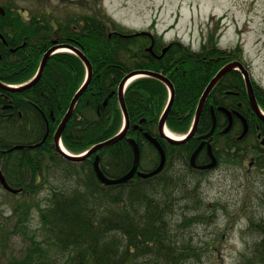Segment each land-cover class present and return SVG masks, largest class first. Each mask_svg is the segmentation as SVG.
<instances>
[{
  "label": "trees",
  "instance_id": "trees-1",
  "mask_svg": "<svg viewBox=\"0 0 264 264\" xmlns=\"http://www.w3.org/2000/svg\"><path fill=\"white\" fill-rule=\"evenodd\" d=\"M11 5L15 6L14 1ZM23 14L18 9L7 12L6 16L0 14V33L6 41L0 38V82L11 86L31 82L44 55L56 44L79 48L92 63L89 86L80 96L62 134L64 147L75 155L120 134L125 117L118 90L122 80L133 71L155 70L171 80L175 96L166 124L180 135L190 132L200 98L220 68L239 61L251 69L241 45L221 48L215 30L209 33L208 43L201 50L195 51L178 40L157 59L147 49L150 38L115 33L116 30L132 32L119 29L105 15L82 14L60 19L43 10L30 13L29 18H23ZM153 51L161 54V45H156ZM86 73L81 57L59 52L49 58L42 76L32 86L19 90L0 86V172L18 190L7 193L25 198L16 202L15 211L21 237L26 244L29 240L33 244L27 247L28 253L22 259L18 260L12 253L9 261L12 264H184L188 258L198 257V249L183 234L192 224L210 221L212 214L200 210L201 197L195 189L184 190L182 199L193 201L186 203V211L178 220L174 218L178 215L177 207H171L168 199L179 192L184 180L185 173L176 169L177 162L194 171L189 166L190 157L202 142L204 132L211 128L210 104L215 101L211 98L206 101L195 134L174 143L159 130L169 102L167 85L151 77L132 81L125 92L126 136L98 151L100 167L111 178L128 173L134 164L130 143L134 139L141 152V170L156 169L161 157L145 133L159 141L167 163L152 177L144 179L135 175L127 183L106 185L94 169L97 154L72 161L54 142V135L82 88ZM253 87L264 111V88L254 81ZM220 93L223 97L215 106H234L253 129L258 126L256 132L251 130L241 140L236 138V130L243 128L238 121L229 134H220L217 144L221 158L233 165H245L248 161L249 166L252 161L253 167H247L248 172H264V120L251 108L242 74L229 73L209 95ZM217 112L221 131L228 121L220 123L224 118ZM17 145L24 147L11 150ZM198 160H202L200 156ZM62 168L64 171L59 173ZM52 176L66 179L71 185H55ZM46 188L50 193L47 203L40 208L41 232L31 234L24 222L31 199ZM246 218L248 227L259 238L241 253L239 264H264V216L258 221L252 220L250 214Z\"/></svg>",
  "mask_w": 264,
  "mask_h": 264
},
{
  "label": "rangeland",
  "instance_id": "rangeland-1",
  "mask_svg": "<svg viewBox=\"0 0 264 264\" xmlns=\"http://www.w3.org/2000/svg\"><path fill=\"white\" fill-rule=\"evenodd\" d=\"M13 1L15 11L18 9L24 13L23 18H29L28 15L37 10H43L60 19L82 14H99L101 17L105 15L114 20L121 30L152 31L166 42L181 40L195 51H199L204 42L208 43L209 33L215 30L220 47L241 45L245 56L251 63L250 70L254 82L264 87V0ZM146 34L143 33V35ZM80 51L87 57L82 50ZM158 73L164 75L161 72ZM156 79L163 82L159 78ZM168 80L171 82L169 78ZM260 109L263 110L261 107ZM168 130L176 134L169 128ZM95 154L98 155V152L92 155ZM247 166L248 161L245 165L223 163L216 170L199 173L188 171L182 162H177L176 169L181 170L185 175L179 192L168 199L171 207H177L178 215L174 218L178 220V217L186 211V203L193 201L190 198L182 199L184 190L190 188L195 189L197 195L201 197L200 210L212 214L210 221L192 224L183 234L184 238L190 240L199 251L198 257L188 258L184 264H239L241 253L248 250L250 245L259 238V234L248 227L246 215L250 214L254 221L264 216V197L261 199L264 195V172L260 171L255 174L252 171L250 173ZM61 171L64 169H60L59 173ZM51 182L59 186L71 185L68 180L56 179L54 176L51 177ZM198 185L199 188L196 189ZM42 190L35 199H31L33 202L27 213L28 217L26 221L22 220L26 222L31 234L41 232L40 208L45 206L50 193L48 188ZM7 192L0 185V264H12L9 261L12 253L18 260L22 259L28 253L27 247L33 245L29 239V243L26 244L21 237V231L18 228L19 216L15 211L16 202H22L25 198L20 195L13 197Z\"/></svg>",
  "mask_w": 264,
  "mask_h": 264
},
{
  "label": "water",
  "instance_id": "water-1",
  "mask_svg": "<svg viewBox=\"0 0 264 264\" xmlns=\"http://www.w3.org/2000/svg\"><path fill=\"white\" fill-rule=\"evenodd\" d=\"M0 12H2V13L5 12L2 7H0ZM143 33H147V31L136 32V33H133V34L122 35V36L131 37V36H138V35L143 34ZM120 34H122V33H120ZM0 36H2V35H0ZM166 50H167V48H165L163 50V52H165ZM62 51H72L73 53H75L79 57H81L83 59V61L85 62L86 66H87V78H86L87 81H86L85 85L77 92L76 96L72 100L71 105H70V109H69L67 115L65 116L64 120L62 121V123L60 124L57 132L54 135V141H55V145H56L57 149L60 152H62L64 154V156L67 159H69V160L82 161L86 157H88V156H90V155H92L94 153H97L98 151L102 150L103 148H106L108 146H111V145L115 144L116 142H118L119 140H121L122 138H124L126 136V129L128 127V112H127V107H126V102H125V90H126V87L128 86V84L130 82H132L133 80L137 79L138 77H147V76L150 77V76H152V77H156V78L161 79L163 82H165V84H167V86H168V88L170 90V99H169L168 105L166 107V110L164 111V113H163V115L161 117V120H160V123H159V130H160V133L162 135H164L165 137H167V139L171 140L174 143H181V142L189 139L190 137H192L194 135V133L196 132L197 126H198L200 114L202 112V109H203V107L205 105V102H206V100L208 98V95H209L210 91L219 82V80L222 78L223 75H225L227 72H229V71H231L233 69H236L237 67H240V69L242 70V73L244 75V78L246 79V84H247V90H248V94H249L250 104H251L254 112L262 120H264V112L260 109L258 101L256 99V96H255V93H254V89H253V85H252V82H251L252 80L250 78V73L248 72V70L245 69V67L240 62H233V63H230V64L226 65L223 69H221L218 72V74L211 80V82L208 85L204 95L202 96V98L200 100V103H199V106H198V109H197V113H196V118L194 120V124H193L189 134H187V137L184 138V136H182L183 139H180V140H175V139L169 138L166 135V129H167V127H166V119H167L168 113L170 112V110L172 108L173 101H174V96H175L174 86L168 80V78H166L164 75H162V74H160L158 72L147 71V70H136V71H133V72L129 73L122 80V82L120 83V86H119V98H120V104H121V106L123 108V112H124V116H125V127L126 128H124V130L120 134L114 136L113 138H111V139H109L107 141H104V142L96 144L95 146H93L85 154H81V155L71 154L69 152H66L63 149L64 146H63L62 139H61L62 138V133H63V130L65 129V127H66V125H67V123H68V121L70 119V116H71V114H72V112H73V110H74V108H75L80 96L87 89V87H88V85L90 83V80H91V77H92V69H93L91 62L88 60L87 57L84 56V54L78 48L73 47L71 45L56 44L50 50H48V52H46V54L44 55V57L42 59V62L40 64V68H39L36 76L34 77V79L31 82H29V83H27L25 85H21V86H11V85H7V84H4V83L0 82V86L3 87V88H6V89H13V90L24 89V88H28V87L32 86L42 76L49 58L54 53L62 52ZM243 121H244L245 128H244V132L242 133V137L245 136V134L247 133V130H248V126H247L246 121L244 119H243ZM215 126H216V120H214V126H213L212 131L210 132V135L213 133V131L215 129ZM230 126H231V124H230ZM229 127L227 128V130L229 129ZM146 137H147V139L150 142L153 143V145L156 146V148L160 152L161 161H160V164L158 165V167L156 169H154L153 171H151V172L139 171L140 148H139V146H138V144L136 143L135 140L130 139V142H131L133 150H134V164H133V167L131 168V170L128 173H126L125 175L121 176V177L111 178V177L106 176L105 173L102 171V169L100 167V155H96L95 161H94V169H95V172H96L98 178L100 179V181L103 184L113 185V184L127 183L135 175H138L139 177L145 179V178L154 176L156 174H159L164 169L166 161H167V157H166L165 151L161 148L160 144L156 141V139H154L153 137H151L148 134H146ZM205 144H206V142H202L199 145V147L195 150L194 154L192 155L191 161H190L191 166L199 168V169H202V170L213 168L215 166V162H216L215 159H214V161L211 164H209V165H205V166H197L196 165V157H197L198 153L201 151V149L204 147ZM23 147H24L23 145H17L14 148H12L11 150L21 149ZM209 151H210L211 156H213L212 153H211L210 147H209ZM0 183L9 192L18 193L17 189L12 188L7 183L6 178H5V176H4V174L2 172H0Z\"/></svg>",
  "mask_w": 264,
  "mask_h": 264
},
{
  "label": "flooded vegetation",
  "instance_id": "flooded-vegetation-1",
  "mask_svg": "<svg viewBox=\"0 0 264 264\" xmlns=\"http://www.w3.org/2000/svg\"><path fill=\"white\" fill-rule=\"evenodd\" d=\"M13 2V0H0V7H2L3 9H4V13H2V12H0V14L1 15H3V16H6L7 15V12H9V11H15V7H14V5H11V3ZM19 11V10H18ZM20 12V11H19ZM20 13H22V12H20ZM23 14V13H22ZM28 15V14H27ZM1 19V18H0ZM1 35V34H0ZM146 36L148 37V38H150V44H149V46L147 47V49H148V51H150V52H152L155 56H156V58L157 59H161L162 57H163V55L168 51V49L170 48V46H172L173 45V43H175V42H177L178 40H173V41H170V42H166V41H164V39L161 37V36H159V35H157V33H154L153 34V32L152 31H149V33H147L146 34ZM0 38L3 40V42L5 43L6 41H5V39H4V37L3 36H0ZM156 45H161V47H162V51H161V54H157L155 51H153L154 50V47L156 46ZM151 48V49H150ZM165 48H167V50L165 51V52H163V50L165 49ZM201 50V49H200ZM236 62H239V61H236ZM230 64V63H229ZM226 65H228V64H226ZM226 65H224L222 68H220V70L221 69H223ZM244 67H245V69L246 70H248V72L250 73V78H251V80H252V82L254 81V79H253V76H252V74H251V72H250V68H248L249 66H246V65H243ZM220 70H218V72L220 71ZM233 71H237V72H240L241 74H242V76H243V78H244V75H243V73H242V70L240 69V67H237L236 69H233V70H231V71H229V72H227L225 75H223L222 76V78L219 80V82L221 81V80H223V78L225 77V76H227L229 73H231V72H233ZM218 72H217V74H218ZM216 74V75H217ZM215 75V76H216ZM244 80H245V78H244ZM218 82V83H219ZM217 83V84H218ZM245 83H246V80H245ZM216 84V85H217ZM167 85V84H166ZM215 85V86H216ZM214 86V87H215ZM168 87V86H167ZM214 87H213V89L211 90V91H213L214 90ZM246 87H247V84H246ZM169 89V88H168ZM207 89V88H206ZM206 91V90H205ZM211 91H210V93L209 94H211ZM204 95V94H203ZM202 95V96H203ZM216 96V97H215ZM218 94H216V95H208V98H207V100L209 99V98H211L213 101H215V102H217L220 98H222L223 96H222V94L220 93V95L218 96ZM169 98H170V90H169ZM216 98V99H215ZM206 100V101H207ZM250 100V99H249ZM214 102V103H215ZM206 103V102H205ZM214 103H212V104H210V113H211V118H212V125H211V128L210 129H208V131H206V132H204V134L202 135V142H206V144L204 145V147L201 149V151L198 153V155H197V157H196V165L197 166H205V165H209V164H211L213 161H214V159H215V166L213 167V168H211V169H204V170H202V169H199V168H196V167H193V166H191V163H190V161H191V157H192V155L194 154H192L191 155V157H190V161H189V166L191 167V169L192 170H194V171H197V172H199V173H207V172H211V171H213V170H216L219 166H221V164H223L224 163V161H223V159L221 158V155H220V151H219V147H218V144H217V140H218V138L221 136L220 134H222V135H226V134H229L231 131H232V128H233V126H234V124L236 123V121H238V122H240V123H242V130H240V129H237L236 130V132L238 133L237 134V136H236V138L238 139V140H241V139H243V138H245V136L246 135H248V133L249 132H251V130H254L255 132H256V128L258 127V126H256L255 125V127H254V129L251 127V125H249V123H248V121L246 120V118L234 107V106H231V107H224V106H215V104ZM232 105V104H231ZM251 105V104H250ZM199 106V105H198ZM230 106V105H229ZM204 108V107H203ZM251 108H252V106H251ZM220 111L221 112V116H222V118H224V119H222V121H220V123L221 122H223V121H228V125L225 127V128H223L221 131L220 130H218L219 129V125H218V112L217 111ZM252 110H253V108H252ZM202 111H203V109H202ZM196 113H197V110H196ZM201 114H202V112H201ZM201 114H200V116H201ZM220 117V116H219ZM195 118H196V114H195ZM195 118L193 119V123H192V126H193V124H194V120H195ZM243 119L246 121V123H247V126H248V130H247V133L245 134V136H243L242 137V133L244 132V128H245V126H244V121H243ZM214 120H216V126H215V129H214V131H213V133L210 135V132L212 131V129H213V126H214ZM199 121H200V118H199ZM199 123V122H198ZM230 124H231V126H230ZM230 126V127H229ZM229 127V129L227 130V128ZM192 128V127H191ZM252 128V129H251ZM227 130V131H226ZM49 132V131H48ZM145 134H148V133H145ZM149 135V134H148ZM152 137V136H151ZM165 137V136H164ZM154 138V137H153ZM154 139H156V138H154ZM156 141L159 143V141L156 139ZM150 142V141H149ZM201 142V143H202ZM151 144H153L152 142H150ZM200 143V144H201ZM160 144V143H159ZM262 144H264V140H262ZM39 146V145H38ZM160 146H161V144H160ZM154 147L156 148V146L154 145ZM199 147V146H198ZM209 147H210V149H211V153H212V155L213 156H211V154H210V151H209ZM161 148L163 149V147L161 146ZM157 149V148H156ZM164 150V149H163ZM157 151L159 152V150L157 149ZM195 152V151H194ZM159 154H160V152H159ZM201 154H203V155H201ZM199 156L201 157V159L202 160H198V158H199ZM160 157H161V155H160ZM160 161H161V158H160ZM141 164V163H140ZM229 164V163H228ZM250 165L249 166H247L248 168H252L253 167V162L251 161L250 163H249ZM230 165V164H229ZM166 166V165H165ZM141 170V168H140V165H139V171ZM250 170V169H249ZM150 171H152V170H150ZM150 171H147V172H150ZM152 177V176H151Z\"/></svg>",
  "mask_w": 264,
  "mask_h": 264
},
{
  "label": "bare ground",
  "instance_id": "bare-ground-1",
  "mask_svg": "<svg viewBox=\"0 0 264 264\" xmlns=\"http://www.w3.org/2000/svg\"><path fill=\"white\" fill-rule=\"evenodd\" d=\"M166 135H167L169 138H172V139H175V140H180V139H182L181 136H177V135H175V134H172L168 129H166ZM63 149H64L66 152H68L67 149H66L65 147H63Z\"/></svg>",
  "mask_w": 264,
  "mask_h": 264
}]
</instances>
